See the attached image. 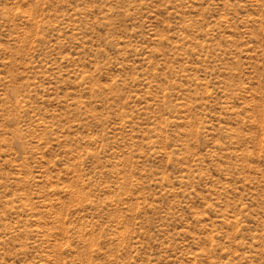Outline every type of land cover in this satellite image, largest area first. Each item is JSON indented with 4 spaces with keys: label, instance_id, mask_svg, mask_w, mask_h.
<instances>
[{
    "label": "rangeland",
    "instance_id": "rangeland-1",
    "mask_svg": "<svg viewBox=\"0 0 264 264\" xmlns=\"http://www.w3.org/2000/svg\"><path fill=\"white\" fill-rule=\"evenodd\" d=\"M0 264H264V0H0Z\"/></svg>",
    "mask_w": 264,
    "mask_h": 264
}]
</instances>
